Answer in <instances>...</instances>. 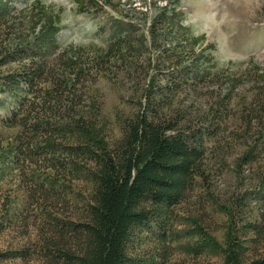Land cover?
Segmentation results:
<instances>
[{
    "label": "rangeland",
    "instance_id": "374dc122",
    "mask_svg": "<svg viewBox=\"0 0 264 264\" xmlns=\"http://www.w3.org/2000/svg\"><path fill=\"white\" fill-rule=\"evenodd\" d=\"M38 68L74 85L61 96L41 84L63 101L47 106L43 125L55 130L51 159L65 174L0 165V264H49L47 223L71 222L91 194V165L78 155L119 140L146 110L204 154L175 210L166 264H227L237 246L246 261L264 254V155L257 126L246 127L264 93V0H0V79ZM17 103L0 91L7 148L19 128L3 120ZM27 178L69 204L42 211L21 187Z\"/></svg>",
    "mask_w": 264,
    "mask_h": 264
},
{
    "label": "trees",
    "instance_id": "16d2710c",
    "mask_svg": "<svg viewBox=\"0 0 264 264\" xmlns=\"http://www.w3.org/2000/svg\"><path fill=\"white\" fill-rule=\"evenodd\" d=\"M48 71L51 81L48 73L39 68L0 79V91L18 100L3 124L19 128L8 148L0 139V165L43 166L63 176L65 169L58 171L51 159L53 147L48 145L57 143L55 130L43 125L47 106L63 101L47 98L41 84L50 83L54 90L61 89V96L74 85L63 86L57 74ZM83 90L82 87L81 96ZM262 95L260 92L252 103L246 127L251 131L252 126H257L259 132L253 134L259 138L256 145L262 143L264 155ZM80 102L73 106L71 101L72 107H79ZM146 111L127 123L119 140L102 148L86 146L78 155V159L91 165V194L71 222L47 223L46 228L55 233L54 239L46 237L42 241L41 253L47 263L166 264L171 258V245L166 242L170 239L175 210L185 201L190 183L201 176L204 154L201 149L190 147L177 126L163 119L159 110L151 115ZM87 148L93 151L86 153ZM4 153L7 156L3 160ZM21 187L32 203L46 213L53 214L55 206L69 204L61 189L28 178ZM242 251L239 246L228 249L227 264H264V254L246 261Z\"/></svg>",
    "mask_w": 264,
    "mask_h": 264
}]
</instances>
